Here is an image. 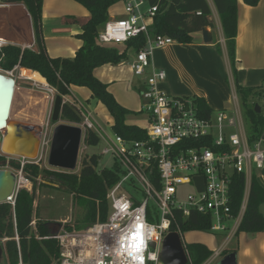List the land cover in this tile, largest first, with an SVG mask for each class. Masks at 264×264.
<instances>
[{"label": "built area", "instance_id": "2783aa9c", "mask_svg": "<svg viewBox=\"0 0 264 264\" xmlns=\"http://www.w3.org/2000/svg\"><path fill=\"white\" fill-rule=\"evenodd\" d=\"M125 2L127 16L108 21L99 33L98 41L117 45L145 36L146 43L136 52L132 68L137 76L151 70L140 91L141 110L147 121L144 127L146 138L128 139L116 133L112 136L84 103L62 96L63 104L78 108L81 120L75 125L82 128L83 139L90 130L104 139L103 154H111L115 158L114 166L119 169L120 178L109 191L111 212L106 220H97L81 230L70 231L60 227L55 234L38 236L39 239L53 238L57 241L59 255L52 257L51 264H100L101 261L103 264H120L122 258L116 256L119 237L136 215H141L149 229L156 232L144 251L145 264H159L166 235L176 231L183 239L178 212L183 217H189L193 212L211 215L213 224L209 231L223 233L227 237V241L212 255L222 256L228 249V239L238 233L247 210L256 169H264V132L260 138H250L235 86L233 106L216 112L213 110L207 116L193 97L174 96L162 89L160 84L167 74L163 69L152 67L153 54L156 49L174 43L175 39L152 33L157 4H152L151 0ZM197 13L201 14V11ZM50 88L48 86L52 90ZM49 127L50 123L44 125L38 158H22L20 167L13 169L17 176L15 196L21 189L32 187L33 181L24 167L28 162L41 163L43 160L46 146L51 147L50 141L46 140ZM237 175L244 176L245 188L239 212L234 215L231 186ZM183 186H189L192 191L182 192ZM132 188L134 192H131ZM125 200L130 203V217L114 207L117 201ZM10 201L15 204L14 198ZM228 220L234 221L232 227L224 224ZM165 223L167 227H162ZM113 224L120 227L113 228ZM173 225L177 230L172 229ZM149 255H155L156 260L147 259ZM18 264L27 263L21 256ZM188 264H192L190 254Z\"/></svg>", "mask_w": 264, "mask_h": 264}, {"label": "trees", "instance_id": "16d2710c", "mask_svg": "<svg viewBox=\"0 0 264 264\" xmlns=\"http://www.w3.org/2000/svg\"><path fill=\"white\" fill-rule=\"evenodd\" d=\"M6 4H24L33 20L37 49L22 48L8 44L0 48V64L4 69L16 65L39 72L54 87L58 95H69L71 86L87 87L92 97L106 105L114 118L112 128L116 134L128 139H144L146 131L143 127L129 123L128 117L135 111L122 105L105 83L95 75V69L105 64H119L128 58L127 50H120L115 45L102 44L98 41L99 33L105 28L110 18V8L121 0H76L90 11V17L79 34L83 44L74 57H52L44 46L42 28L43 0H1ZM250 6L257 5L260 0H244ZM158 5L151 31L154 35H169L180 43H192L193 33L204 27L212 26L210 20L214 9L217 11L224 36L232 72L235 77L237 92L243 108H246L250 121L248 134L250 138H260L264 132V113L256 111L252 98L264 94V87H244L237 81L236 38L238 34V0H151ZM201 11V14L197 12ZM146 43L145 36L129 39L125 45L139 51ZM221 50V48H220ZM204 115L213 109L204 97H193ZM78 108L68 103L63 104L61 118L79 122L81 115ZM246 118V120H247ZM86 145H97L100 137L94 131H88ZM100 155L86 153L82 156L80 168L68 171L53 167H43L35 161L25 164V172L36 183L40 175L48 174L51 182L66 187L74 195L76 202L83 209L81 223L89 225L95 221L106 220L111 212L108 194L111 187L119 180V169H97ZM0 164H5V155L0 152ZM20 167V163H13ZM45 172V173H44ZM54 186V185H53ZM245 178L237 175L231 186L232 213L239 212L243 202ZM36 184L33 191L21 189L12 204L11 201L0 203V239H4V249L8 264H18L20 257L27 264H51L52 257L59 255L56 239H38L55 234L58 229L54 224L38 217L36 228L32 226L36 202ZM264 202V188L254 179L247 205V210L239 226L238 233L264 231V215L260 205ZM182 233L191 230L209 231L213 221L211 215L193 212L189 217L177 213ZM173 230H177L173 225ZM192 264H204L214 253L203 242L186 243ZM231 249H226L227 254Z\"/></svg>", "mask_w": 264, "mask_h": 264}, {"label": "crops", "instance_id": "0c3cea01", "mask_svg": "<svg viewBox=\"0 0 264 264\" xmlns=\"http://www.w3.org/2000/svg\"><path fill=\"white\" fill-rule=\"evenodd\" d=\"M121 1L125 2V0ZM125 7L126 2L122 8L117 7V4L111 6L109 21L120 19L116 16L117 14H121L120 16H123L121 18L126 17ZM89 17L90 11L88 8L76 0H43L42 28L44 46L48 54L52 57H74L77 50L83 44L79 34L83 32V25ZM210 20L213 25L206 27L212 35L210 42L204 41L202 30L193 33L194 41L192 43H180L175 40L174 43L154 51L152 67L166 71V79L160 84L162 89L174 96L204 97L210 107L214 111H217L229 109L233 106L234 86L236 89L237 87L220 17L215 9L212 15H210ZM8 44L17 45L24 49H37L33 20L27 7L24 4H6L0 0V48ZM220 45L224 46V52ZM123 62L119 63V65H122ZM130 64L132 68V61ZM106 65L96 68L95 75L105 83H108L110 91L117 96L115 88L113 86L110 87L109 82H107L110 81V78H108L110 70L107 71ZM18 67L21 68L24 84L22 86L19 84L18 86L17 79L15 78L17 84L16 93L18 89H22V103L25 100V105L30 107L33 105V95L39 96L41 99L43 96L45 98V95H40L42 91L32 90L27 84H32L33 82L35 84L36 82L35 86L43 85L45 89H48V86H52L39 72L20 67V65ZM235 67L237 68V81L240 85L244 87H264V0H260L255 6L246 4L244 0H238V34L236 38ZM111 70H115L114 67ZM150 73L151 70H148L145 75L137 76L138 80L136 82H131L139 91V107L141 112L142 97L140 91ZM116 75L121 77L122 73L116 71ZM74 87H70L69 94L74 95L76 98L72 90ZM76 87L83 88L80 86ZM52 88L54 89V87ZM79 88L78 90H83ZM262 95L264 96V94H261L259 97ZM64 97L71 99L70 95H64ZM256 97L258 95L252 98V103L255 105L257 104L255 102ZM117 100L124 103L119 98ZM37 104L42 106V101H38ZM23 109L25 110V107L20 108L19 114L23 112ZM261 112H263V109ZM34 116L33 120L24 117L19 119L43 126L44 128V125L47 123L46 117L41 114ZM75 123L71 125H75ZM145 126L141 127L144 128ZM83 140L85 141V139ZM255 177L259 182L260 179L257 173ZM259 184L264 188L260 182ZM221 234L225 236L224 241L217 249L222 247L223 243L227 241L226 235ZM236 238L238 243L236 242L234 246L227 248L232 251H236V248H238V250L240 249L239 253H241V244H246L243 245L242 249H248L249 252L244 256L241 264H264V231L246 233L244 235L236 234L228 239V242ZM211 249L214 250L213 248ZM222 257L223 254L219 257L212 256L204 264H218ZM216 259L218 261L213 263Z\"/></svg>", "mask_w": 264, "mask_h": 264}, {"label": "rangeland", "instance_id": "374dc122", "mask_svg": "<svg viewBox=\"0 0 264 264\" xmlns=\"http://www.w3.org/2000/svg\"><path fill=\"white\" fill-rule=\"evenodd\" d=\"M116 4H117V7L122 8L125 2L120 1ZM120 15L121 14H117L116 16L118 18L123 17ZM115 46H117L120 50L126 49L128 58L127 60L123 62L122 65H119V64L106 65L105 64L107 71L110 70L109 71L110 76L108 77L110 78V81H107V82H109L110 87L113 86L115 88L116 93H117V96L116 95L115 96L117 97V99L119 98L122 101H124V103L120 101L119 102L125 107L136 111V113L131 114L128 117V121L136 125L145 126L146 125L145 114H143L140 111V107H139L140 106V94H139V91L131 83V82H136L138 80V77L137 75H135L134 71L131 68V64H130V62L134 58L135 50L132 48L127 49V46L125 45V43H120ZM220 46L222 47V50L224 52L225 51L224 46L223 45H220ZM113 67L115 70H111ZM116 71H120L122 73L121 77L116 75ZM0 72L16 78L18 82V86L19 84L20 86L24 84L23 83L24 77H22L21 68H19L18 65H16L14 68H11V69H4L3 66L0 64ZM35 84L33 82L32 84L31 83L27 84V86H29L32 90L42 91L40 95H45V98L43 96L41 99L39 98V96L36 97V95L35 96L33 95L32 96L33 105L28 107L25 105V100H24V103H22L21 96H22L23 90L18 89V92L16 93V97L14 100L13 109H12V119L23 121V119H19V118L24 117V118L33 120L35 118L34 115L36 114H41L42 116H45L46 122L50 123V127L48 130V136L46 140L50 141L51 143L52 136H53V130L55 127V122L52 120V111H53L54 100H55V97L58 95V92L55 88L53 89L51 87L50 89L52 90H49V89H45L43 85L35 86ZM78 88L75 86L72 89L73 94L76 95L77 99H79L88 108H90V110L95 115L96 120L107 129L108 133L114 136L115 132L112 128V125L114 123V118L109 112L106 105L103 104L102 102H99L97 99L93 98L92 93L89 88L87 87L79 88V89H83L82 91L78 90ZM261 92H264V90H262ZM69 95L74 102L80 103V101L77 100L74 95L72 94H69ZM38 101L39 102L42 101V106L37 104ZM255 102L259 103L264 111V96L262 95L259 97L258 95V97H256L255 99ZM23 107H25V110L23 109L22 110L23 112L19 114L20 108L22 109ZM243 112L246 115V112H247L246 108H243ZM61 122L67 123V124L75 123L67 119H61ZM249 124H250V121L247 118V120L245 121V125L247 129H249ZM2 134L3 133L0 131V143L2 139ZM104 147H105V141L102 137H101L100 142L97 145H86L83 140L81 147H80V152H79L78 166L76 170L74 171L77 172L79 170L81 158L87 152L90 154L96 153L100 155L99 164L97 166L98 170H101L104 168H113L115 164V158L111 154H105V153L103 154ZM49 150H50V146L49 148L48 146H46V150L43 153V160L41 161V164L43 165L44 168L45 167L47 168L49 166L48 165ZM4 155H5V164H0V168L16 169L17 167L13 166V163L15 162L18 163L19 161L23 160L21 157L11 156L8 154H4ZM256 173L260 179L259 182L264 186V180H263L264 179V169H256ZM48 177L49 176L47 173H45L44 175L42 173V175H40V177L37 179L36 183L32 182V187L29 189L30 191L31 190L33 191L35 188V184H36V192H35L36 193V202H35L36 206H35V211H34V220L36 224L32 226L36 228L38 217H40L44 221L54 224V226L58 230L60 227H64L66 230L73 231V230L85 229L88 226H90L92 223L89 225H83L81 223V214L83 213V209L76 202L74 195L68 192L66 187H63V186L57 187L59 184L51 182ZM136 186L140 187V184L136 183ZM130 190L131 192L135 191L134 188ZM181 191L184 193H189L192 190L189 186H183L181 187ZM260 211L264 215V202L261 203L260 205ZM233 223H234L233 220H228L224 222L225 225L227 226L229 225L230 227H232ZM246 233L249 234L252 232H244V234ZM244 234L243 232L240 233V235H244ZM38 236L39 235H37V238ZM224 237L225 236H222V234L217 235L213 231H202V230L186 231L183 234V239L185 240L186 243L203 242L209 248H213L214 251H216L217 247L224 241ZM4 241H5L4 239H0V247L2 248V256L0 259V264H8L7 256H6L5 249H4ZM237 241H238L237 238L233 239L231 243L228 242L226 247L234 246V244H236ZM243 245H246V244L243 243ZM243 245L241 244V253H239L240 249L238 250V248H236L237 249L236 252L238 255V264H241V262L244 260V256L247 255L249 252L248 249L246 250L242 249ZM225 255L226 254L223 253V257ZM216 261H218V259H216L213 263H215ZM159 264H163L162 261H160Z\"/></svg>", "mask_w": 264, "mask_h": 264}, {"label": "water", "instance_id": "95a60500", "mask_svg": "<svg viewBox=\"0 0 264 264\" xmlns=\"http://www.w3.org/2000/svg\"><path fill=\"white\" fill-rule=\"evenodd\" d=\"M205 42L212 40V35L206 27L202 29ZM16 79L0 72V131L2 134L0 150L3 154L35 160L39 156L43 126L21 120L10 119V112L14 98ZM63 107L62 95L54 100L52 120L56 123L48 164L53 168L68 171L76 170L79 152L83 141V131L80 126L61 122ZM256 111L261 113L260 104H256ZM17 176L13 169L0 168V203L10 201L15 197ZM155 246V244H152ZM2 248L0 247V259ZM163 264H188L189 254L185 243L176 231L166 235L161 251ZM218 264H238L236 251L226 254Z\"/></svg>", "mask_w": 264, "mask_h": 264}, {"label": "clouds", "instance_id": "9594fccd", "mask_svg": "<svg viewBox=\"0 0 264 264\" xmlns=\"http://www.w3.org/2000/svg\"><path fill=\"white\" fill-rule=\"evenodd\" d=\"M114 207L119 209V212L124 216H131L129 212L130 203L128 201H117ZM138 211H143L139 209ZM113 228H119V224H113ZM162 227H167L165 223ZM147 232V236H146ZM156 236L154 230L149 229L141 215H136L131 225L122 230L119 237V247L116 249V256L121 257L120 264H145L146 257L145 249L148 247V240ZM147 259L156 260L155 255H149ZM100 264H103L101 261Z\"/></svg>", "mask_w": 264, "mask_h": 264}, {"label": "bare ground", "instance_id": "6f19581e", "mask_svg": "<svg viewBox=\"0 0 264 264\" xmlns=\"http://www.w3.org/2000/svg\"><path fill=\"white\" fill-rule=\"evenodd\" d=\"M16 87H17V84H15L14 96H15V93H16ZM13 101H14V98H13ZM12 108H13V103H12L11 112H10V119H12Z\"/></svg>", "mask_w": 264, "mask_h": 264}]
</instances>
